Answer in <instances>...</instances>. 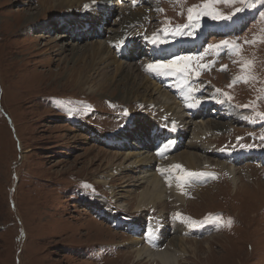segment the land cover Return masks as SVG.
I'll use <instances>...</instances> for the list:
<instances>
[{
    "label": "rangeland",
    "instance_id": "obj_1",
    "mask_svg": "<svg viewBox=\"0 0 264 264\" xmlns=\"http://www.w3.org/2000/svg\"><path fill=\"white\" fill-rule=\"evenodd\" d=\"M40 1L0 0V264H157L144 260L135 262L130 256L133 252L127 247L128 238L135 237L134 230L137 229L148 245L155 246L150 250L152 252L164 250L177 237L199 240V244L188 243L189 247L199 246L197 256L196 252L189 250V256L185 253L179 257L180 264H264V167L257 163L236 166L239 175L243 176L240 189L227 169L231 166L229 160L223 157L208 154V166L187 170L198 173L193 176L182 173L181 169L186 165H181L177 176H186L184 183L191 185L188 194L198 193L206 182L210 184L195 196H186L189 199H185L177 211L171 207L172 198L160 208L136 210L135 201L124 198L138 195L136 186H133L134 172L121 171L113 179L115 196L110 193L108 185L96 182L98 174L110 169L112 153L119 149L127 153L129 144L114 148L96 143L90 136L95 133L94 128L114 136L133 117L142 116L133 109L118 111L117 104L138 103L143 106L140 108L143 118H155L164 126L171 125L173 119L151 106V102L136 99L126 104L120 98L124 83L120 84L118 80L114 79L105 87L104 93L94 91L92 82L89 86L78 84V80L84 79L80 68L83 61L79 60L75 65L71 61L72 52L75 47L78 50L102 38L89 31H93L94 24L86 27L89 28V37L74 39L75 32L69 39L61 38L63 24L68 23L71 15L86 18L93 10L100 14V22L103 15L107 18L112 15L113 20L108 26L113 35L115 30L127 29L123 22H127L125 19L132 10L136 14L133 22H136L130 33L136 35L138 28L144 33L141 38L149 46L147 54L153 53L149 63L158 62L155 55L160 53L158 50L155 53L148 40L154 38V34L158 42L163 41L160 43L166 45L195 43L165 61L175 56L200 57L187 62L191 72L185 74L196 85L206 86L202 92L205 97L207 91L208 94L220 91L221 104L232 110L230 113L222 109L220 113L207 117L212 125L216 122L226 125L217 131L219 135L209 139V144L224 150L250 147L261 151L264 150V139L261 138L264 137V117L258 113H264V16L261 15L264 0H246L243 5L240 0L234 4L221 2L212 5L226 15L238 7L243 10L228 20L202 17L199 26L193 24L182 29L185 33L192 32L191 35H176V26L187 24V9L202 5L204 0H166L164 3L163 0H142V4L140 0H107L106 7L102 6L103 0H95L100 3L96 10L91 5L86 9L84 4L67 7L54 2L44 9ZM133 2L140 5L138 9L132 8ZM32 15H37L38 19L28 24V17ZM245 18L247 20L237 25L234 31L215 32L216 25L225 28ZM221 41H228L230 45L235 43L239 50L208 48ZM116 45H110V49L115 50ZM201 53L204 55L200 56ZM212 55H218L219 59L225 55L221 62L226 66L224 70L221 67L220 71L211 72L204 68ZM130 61L139 65L148 78L157 81L149 76L150 72H144L146 60ZM100 69L99 65L93 78L95 81L102 78ZM104 98L112 100L119 114L100 110L104 108ZM89 103L94 106L90 118L82 112ZM216 104L211 106L218 108ZM150 107L155 110L146 113ZM236 114L240 115L242 122H236ZM138 135L144 138L142 133ZM130 136L132 142L133 132ZM190 151L202 154L195 149ZM107 152L111 153L110 159ZM116 159L112 161L115 162L112 167L122 160ZM197 177L196 182L194 178ZM166 189L170 194L171 189ZM186 189L187 186L184 191ZM122 200L125 207H121ZM105 202L111 207L108 204L103 207ZM162 207L164 210L161 211ZM97 208H101L100 213ZM107 208L110 213L103 214ZM160 213L167 216L166 220L159 219ZM176 213H180L182 224L193 226L192 232L186 235L175 233L176 228L169 226ZM217 217H220L219 221ZM136 221L142 224V228ZM151 226L155 229L152 230ZM160 228L167 231L166 242L162 244L164 246L156 247L151 238ZM210 245L211 251H208Z\"/></svg>",
    "mask_w": 264,
    "mask_h": 264
},
{
    "label": "bare ground",
    "instance_id": "obj_2",
    "mask_svg": "<svg viewBox=\"0 0 264 264\" xmlns=\"http://www.w3.org/2000/svg\"><path fill=\"white\" fill-rule=\"evenodd\" d=\"M164 1L166 0H163V3ZM29 2L30 1H28L25 5H28ZM52 2H54L55 4L56 3L64 4L67 7H73V6L81 7V5L83 4L88 5V6L91 5V8L93 7L94 10H96V8L100 4L97 2L94 3L93 0L92 1L90 0H41L40 4L42 8L46 9L48 8V5ZM107 2H108L107 0H103V2H101L102 6L106 7L105 4H107ZM156 7L158 6L156 5ZM136 9H138V7ZM130 14L131 15L125 19V21L127 22H123L124 26H126L127 29L125 31L122 29L119 31L115 30V32H113V35L110 34L109 32L110 28L108 24L110 22L108 21L107 15H103V21L101 22H100V14L97 12H94L93 10H91V12L88 13L86 18L84 17L80 18V17H77L76 15L75 17H71L72 16L71 15L70 17H68L69 20L67 19L68 23L63 24L65 26H64V30H63L64 32L61 35V38L69 39L70 37L74 36L75 32L77 33L75 34L74 39H77L76 36L78 35L79 37H83V38L89 37V34L87 33L89 28L86 29L89 23L96 24V26H93V31L89 29L91 33H94L98 30L97 26H101L104 30V34L102 35L101 39L88 43V45L78 50H76L77 48L75 47L74 48L75 51L72 52L73 54H72L71 61L74 62L75 65L77 64V62H80L79 60L83 61V64L81 65L80 68L84 72V76H83L84 79L78 80L77 81L78 84L79 85L84 84L85 86L87 85L89 86V84H91L92 82L93 83L92 89L94 91L104 93V88L107 87L109 84H112L114 82V79L118 80L120 84L124 83L123 89H120V93H122L120 95L121 100H124L126 104L133 103L136 99L138 100L141 99L142 102H151V106H153L155 109L159 111L164 112L165 115L167 114L173 119V122H175V124L172 123L171 128L174 127L175 128L174 131L182 135V139L184 140L180 150L173 156L168 155L165 158H160L159 156H156V153H151L149 151L151 147L149 138H146V139L139 138V135H138L139 133H142L143 136L145 137V134L147 133L149 126L151 124L157 123L156 119L155 118L148 119L147 117L143 118L144 113H142L140 109L143 106L139 105L138 103H133V105L117 104V106L120 107L118 111L122 110V112H125L126 109H133V112H136L142 116L137 117L136 119H134L133 117L132 121L129 124H127L120 133L114 136L107 135V133H104L100 131L99 129L94 128L95 133H92L90 136H92V140L95 141L96 143L101 142L104 145L109 144L114 148H117V147L121 148L125 144L127 143L129 144L126 146L127 153L123 152L122 149H119L118 151L119 153L117 151L115 153H112L111 159L109 155L111 153L107 152L106 155L109 156V159L111 160V161L109 160L110 169H108L106 172L98 174L99 178L96 177V182L101 183L103 185H108L110 193L113 194V196H115V191H116L115 186L111 184L113 179L117 176L118 173H121V171L134 172V176H136V179L133 180V182L135 183L133 184V186L134 187L136 186L135 189H137L138 195L132 196L131 194V196H125L124 198L135 201L136 210L145 211L142 209L148 210V209L160 208L161 206L167 205L166 202H168V200L170 201L171 198H172L171 207L172 208L175 207L173 209H176L180 205L184 204L185 199H189L186 196L188 195L189 197L195 196V194H198L200 191H202L201 189H203L204 186H208L210 183L206 182L205 184H202L200 191L198 193H195V194L191 193L190 195L188 194V191L189 189H191V185H187L184 183V179L186 176H182L184 177V179H179V177L177 176L178 169L171 168V165H176V164L182 165V166L186 165L184 169L183 167L181 169L182 173L184 174L188 172L187 170H196L200 167L208 166L210 164V158L207 157V155L212 153V151H216V149L212 145L209 144L208 140L211 139L209 137L212 134H214L215 136L219 135L217 131L220 130L222 126L224 128L226 127L225 124H221L217 122L212 125L210 122H208L207 117L199 116L197 119L196 118L193 119L189 115V113H191L190 110L193 111L194 113H200L201 115H205L206 113L209 112V106L211 103L221 104L220 98L222 96V93L220 91L219 92L213 91V93L208 94V91H207V94L205 97V95H202V92H204L203 87H206V86L199 87L198 85H195L194 82H192V80L190 79L188 75L181 74L180 79L183 80V83L185 84V88L186 87L188 88L187 95H182L179 92V88H181V86L179 85V80L177 77H175L178 73L165 75L163 73L155 72L157 81H153L142 72L139 65L137 64L133 65V63L130 61V60H134L133 58L119 59L116 56V50H111L110 45L118 44L117 46H121L122 45L121 42H124L128 38L141 36V32L139 30L137 31L136 35H133L132 33H130V29L134 27L132 23L135 19L133 17L136 15L135 11H132V10L130 11ZM28 18H29L28 20H30L28 24L38 19L37 15L35 16L32 15ZM87 19H89V21H87ZM245 20L247 19L245 18L241 20L240 23L229 26V27H225V28L221 27L220 25L214 24L217 26V30L215 32L229 33L231 31L236 30L237 25L241 24ZM52 29L53 27L51 28V30ZM128 29L129 31L127 33ZM152 39L153 38L148 39V40L151 42ZM199 43H200V39L197 40V44ZM66 44H69V43L66 42ZM151 45L153 46L154 50L156 49L160 52L165 51V57H167L169 54L177 52L178 51L177 49L179 47V45L176 43H174L173 45L167 46V45L161 44L160 42H157L155 45L152 43ZM64 48L65 47H63V49ZM147 49H149V47ZM149 52H150V49H149ZM218 55L217 57L213 55L210 56L211 58L208 59L209 60L208 66H204L206 70H209L211 72L220 71V68L222 67L221 62L224 59L225 55L222 57V59H219ZM148 61L149 60H146L143 66L144 72H151L150 70H147L145 67L147 64H149ZM158 61H165V59L158 57ZM155 62L157 61H154L153 63ZM99 65L101 68L100 73L102 74V78L95 81V79L93 78L96 75L95 73L98 71ZM108 67H110L109 70H104L105 68L107 69ZM119 75L122 76L121 79L118 78ZM159 80H166L169 86H165L161 84L160 82H158ZM167 88H170V90H167ZM173 89H176V93L173 92ZM193 97H196V98L191 100L192 106L189 108V111H187L186 107L188 103L186 100L188 98H193ZM103 102H104L103 107L105 108V110L104 108H101L100 110L106 111L108 113L113 111V113L119 114V112L114 109L112 100H110V98H106V99L104 98ZM88 105L90 108L88 107ZM88 105L83 108L82 112H84V115H87L88 118H90L89 116L91 112L94 110V106L91 103H89ZM200 105H206V108L197 107ZM154 108L152 107L148 108L146 113L151 112L152 111L151 109H154ZM213 109H218V108L213 107ZM218 112H219V109H218ZM84 115L81 117V120L84 117ZM236 115H237L236 122H239V123L242 122L240 115L239 114H236ZM230 126L231 125L229 124V127ZM130 132H133V136H134V139L132 142L130 141L132 138L130 136ZM191 149L200 151L202 152V154H199L195 151L192 152L190 151ZM169 151L170 150H166L168 154H169ZM116 157L122 160L119 164H116V166L112 167L113 165H115V162L112 163V161H114ZM106 159H108V157ZM222 165L226 167L225 163H223ZM236 166L237 165H233L232 167L231 166L227 167V169L230 172V176H232L231 178L233 182L235 183V185H237V189H240L243 187L242 185H240L241 184L240 181L241 179H243L242 178L243 176L239 175V173L237 172ZM196 179H199V178L197 177ZM184 184L185 186L188 187L186 191H184L185 189ZM166 187H169L171 189L170 194H168ZM122 202L123 204L121 205V207H125L124 200H122ZM107 204L109 205L110 203L105 202L103 204V207H106ZM127 206H128V202H127ZM101 208H97L98 209L97 211L99 213L101 212V210H99ZM160 210L162 211L164 210V208L162 207V209ZM108 213L110 212L107 208V211H105L103 214H108ZM98 215L100 217V214ZM159 216H160L159 219L161 220H166L167 218L165 214L160 213ZM113 220L116 221V217H113ZM180 220L182 221L180 217L176 218V216H172L171 218L172 224L171 225L168 224L170 227L176 228L174 229L175 233H177L178 231V233L186 235L193 231V228H192L193 226L191 227L189 225H186L185 223L182 224ZM124 222L127 223L129 221H123V223ZM135 223L137 224V226L142 228V224L140 222L136 221ZM150 228L153 230L155 229V226L153 227L151 226ZM163 230L164 228L163 229L160 228L158 231H156V233L151 238V240L153 239L152 240L153 244H155L156 247L166 242L164 237L166 236L167 231H163ZM134 234H135L134 235L135 237L128 238L127 245L129 244V246L127 247L132 249L133 253H130L131 254L130 256L134 258L135 262H140L144 260L145 262L154 261L153 263H157V264H180L181 262V258H179L180 256H184L185 253L188 255L190 254V251H193L194 253L196 252V256H197V254L200 252L198 248L199 246L198 247H195V245L194 247L188 246V243L190 242H193V244H199L197 243V242H200L199 240H195V238L189 240V239H185L183 237H177V236H176L177 238L172 239L170 245L167 244L164 250L152 252L150 250H152L153 246L147 244L146 240L142 236L141 231H139L138 229L134 230ZM112 245L118 248L116 244H112ZM211 246L212 245L208 246V251H211ZM153 248H155V246Z\"/></svg>",
    "mask_w": 264,
    "mask_h": 264
},
{
    "label": "snow or ice",
    "instance_id": "obj_3",
    "mask_svg": "<svg viewBox=\"0 0 264 264\" xmlns=\"http://www.w3.org/2000/svg\"><path fill=\"white\" fill-rule=\"evenodd\" d=\"M93 2L95 3V0H93ZM221 2L225 4H228V3L234 4L237 2V0H204L202 5H193L189 7L187 9L188 23L185 25L176 26L175 34L176 35L193 34L192 32L185 33V31H182V29H188L192 27L193 24H195L196 26H199L198 22L202 17H210L212 20H215V21L228 20V19H232V16L235 15V13L243 10V7H238V8H235L232 14L226 15L223 12H221L218 8L212 7V5L219 4ZM240 3L243 5L246 3V0H240ZM88 7H89L88 5H85L86 9ZM261 15L264 16V13H261ZM155 35L156 34H154V38L151 40V43L154 45L158 42V40L155 38ZM145 39H147V37ZM160 42H163V41H160ZM221 47H230L231 49H234L237 51L239 50V46L237 44L233 43L230 45L228 41H221L217 45L208 46L209 49H213V48L219 49ZM203 55H204L203 53L200 54V56H203ZM199 58L200 57L198 56H175L174 58L167 60V61H158L155 63H149L145 67L147 70L157 72V73H163L165 75L174 74V73H190L191 68L187 62L198 60ZM247 63H250V62H247ZM201 67L203 66L201 65ZM225 68L226 66H222V70H224ZM244 82H247V80L245 79ZM225 95L227 94L225 93ZM189 106L191 107L192 105H189ZM258 115H260L261 117H264V113H258ZM173 124H175V122H173ZM173 130H175L174 127H173ZM261 138L264 139V137H261ZM169 143H173V142L169 141ZM167 148H168V144H165L163 148L160 149V153L162 154ZM171 168L180 169L181 165H178V164L171 165ZM185 175L193 176V175H198V173L187 172L185 173ZM179 179H184V177H179ZM175 216L176 218H179L180 213H176ZM217 220L219 221L220 217H217ZM230 223H231V220L229 219L228 224L230 225Z\"/></svg>",
    "mask_w": 264,
    "mask_h": 264
}]
</instances>
